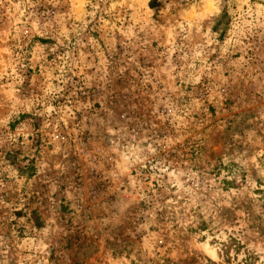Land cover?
I'll list each match as a JSON object with an SVG mask.
<instances>
[{"label": "rangeland", "instance_id": "1", "mask_svg": "<svg viewBox=\"0 0 264 264\" xmlns=\"http://www.w3.org/2000/svg\"><path fill=\"white\" fill-rule=\"evenodd\" d=\"M0 264H264V0H0Z\"/></svg>", "mask_w": 264, "mask_h": 264}, {"label": "bare ground", "instance_id": "2", "mask_svg": "<svg viewBox=\"0 0 264 264\" xmlns=\"http://www.w3.org/2000/svg\"><path fill=\"white\" fill-rule=\"evenodd\" d=\"M206 250H207V252H208V254L210 255V256H212V257H214L215 256V250H214V247L213 246H207L206 245Z\"/></svg>", "mask_w": 264, "mask_h": 264}, {"label": "trees", "instance_id": "3", "mask_svg": "<svg viewBox=\"0 0 264 264\" xmlns=\"http://www.w3.org/2000/svg\"><path fill=\"white\" fill-rule=\"evenodd\" d=\"M223 14V13H222Z\"/></svg>", "mask_w": 264, "mask_h": 264}]
</instances>
